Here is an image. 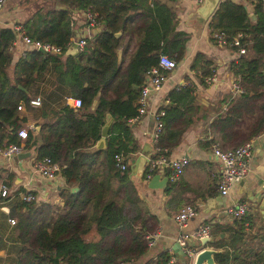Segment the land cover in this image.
<instances>
[{"label": "trees", "instance_id": "trees-1", "mask_svg": "<svg viewBox=\"0 0 264 264\" xmlns=\"http://www.w3.org/2000/svg\"><path fill=\"white\" fill-rule=\"evenodd\" d=\"M57 1L63 7L40 6L24 23L29 37L60 46L62 53L26 47L12 62L16 30L0 25V147L34 146V159L49 156L73 181L56 191V201L22 198L34 195L22 187L0 195V248L5 249L0 264H122L146 251L154 229L127 176L128 167L116 166L113 155L137 150L128 119L136 114L144 73L156 65L159 53L180 58L188 33L175 27V0H152L147 8L136 0ZM75 9L91 13L101 27L84 38L77 54H64ZM207 27L223 32L226 41L240 33L245 45V53L227 66L238 91L222 96L224 108H217L209 123L215 138L238 139L222 147L211 136V145L226 149L264 131V14L259 2L247 10L241 1L221 0ZM189 68L201 82L214 72L215 64L198 51ZM194 85L185 76L166 93L161 127L153 141L157 152L150 158L167 154L179 141L189 124L184 116L190 114ZM35 96L40 102L31 105ZM67 97L78 98L80 105L67 103ZM18 105L37 119V129L24 125ZM107 115L111 120L104 146L94 147ZM21 127L26 129L24 138L16 134ZM72 184L77 186L74 191ZM249 219L248 214L232 219L239 234H245L244 220ZM92 228L95 233L88 236ZM256 251L264 255V245ZM230 257L222 248L213 254L217 264H233ZM169 259L165 251L145 264H176Z\"/></svg>", "mask_w": 264, "mask_h": 264}, {"label": "crops", "instance_id": "crops-1", "mask_svg": "<svg viewBox=\"0 0 264 264\" xmlns=\"http://www.w3.org/2000/svg\"><path fill=\"white\" fill-rule=\"evenodd\" d=\"M161 1L166 2L167 0ZM201 2L197 3L193 0L173 2L177 16L175 27L187 32L188 38L180 58L176 60L175 67L167 74L161 87L149 92L147 97L149 110L131 124L137 150L126 155L127 176L134 184L136 194L144 204L147 215L152 217L149 216L147 223L157 235L142 255L122 264H145L149 259L165 251L169 252L174 263L179 264L178 258L170 249L181 230L173 220V214L185 203L194 205L196 213L187 219L182 230L189 231L203 222L210 225V237L206 244H200L196 238H191L195 243L197 242V249L205 245L215 247L216 251L222 248L228 257L231 256L229 263L233 264H245L247 260H250L248 264H264V255L256 254L258 252L256 250L264 245V131L253 139L245 176L234 182L225 195H220L215 187L220 172V163L210 153L209 139L213 135L214 141L222 147L234 145L238 139L223 141L215 138V133L209 130V123L216 109L224 107L223 102L219 100L223 95L232 91L234 77L227 66L234 58V54L229 47L219 45L210 38L207 27L208 18H202L195 12L196 6ZM40 6L63 7L57 0H5L0 8V25L13 29L17 25H22L25 32L24 21ZM72 16L70 42L75 40L76 35L91 37L101 27V24L92 26L86 24L85 11L82 9L73 10ZM12 46H14V51L11 61L14 62L21 51L28 46L23 44L19 38ZM198 51L215 64L216 78L210 84H205L202 77L201 82H198L200 76L189 68L192 56ZM185 76L190 77L195 83L191 91L193 101L190 105L189 119L187 115L184 116L189 124L180 125L184 128L173 149L165 155H158L165 156L167 160L184 156L188 158V163L179 178L174 181L167 180L169 172L167 164H160L154 168L150 176H146L144 171L148 158L157 152V148L153 146L155 121L152 113L164 104L165 95L171 88L183 83ZM131 89L135 91L136 86H132ZM66 102L69 103V100L66 99ZM94 103L95 101L93 105ZM19 115L25 116V126L38 128V125H34L37 119L32 117L31 112H25L21 108ZM110 120V116L107 115L106 125L103 126L105 131H107ZM104 137L105 135L102 136ZM103 146L104 140L102 146L94 144V147ZM34 158L35 147H27L23 144L20 145L17 153L9 157L0 155V187L4 186L7 192L22 187L33 191L36 200L56 201V191L60 187L62 189L68 186L73 178L61 170L53 179H46L34 171ZM69 188L74 191L77 186L72 184ZM236 202H245L248 207L244 213V216L250 215L249 221L244 220L245 234L237 232L235 224L225 212L227 205ZM12 223L10 222L9 225ZM92 233H95L93 228L88 236ZM189 239L186 241L190 242ZM4 250L0 248V258L5 255Z\"/></svg>", "mask_w": 264, "mask_h": 264}, {"label": "built area", "instance_id": "built-area-1", "mask_svg": "<svg viewBox=\"0 0 264 264\" xmlns=\"http://www.w3.org/2000/svg\"><path fill=\"white\" fill-rule=\"evenodd\" d=\"M5 0H0V8L2 7ZM197 3H200L202 0H193ZM241 1L245 8H251L253 4L256 2L260 3V7L264 14V0H239ZM137 5L147 7L151 0H136ZM87 20L88 25H97L95 22L93 15L88 11H85V21ZM16 30L17 35L15 36L16 41L17 38L20 41L27 45L30 48H41L42 51H48L51 53H62L63 49L60 46L52 45L47 42H41L36 39H32L29 37L23 29L22 25H17L14 27ZM209 30V28H208ZM209 36L214 38V42L219 45H226L229 47L234 57H238L240 54L245 53V45L241 43L239 37L241 36L240 33L232 36L229 41H226L225 35L221 31H209ZM78 37L76 39L77 49L80 50L85 43V38ZM176 65V58L173 56H169L165 53H159L157 56V63L156 65L151 66L148 68L144 73V81L138 88V95L135 100L136 104V114L128 119V123H133L140 118L143 114H145L149 109L147 108V97L149 92L158 90L163 81L165 80L167 74L175 67ZM215 72L210 75L203 76L202 80L205 84H210L215 80ZM238 91L237 86L233 81V88L232 92ZM69 103L76 107L80 105V100L78 98L67 97ZM40 99L38 96H35L29 100L31 105H38ZM166 104V100L164 102ZM164 104L160 105L152 114L155 121V131L153 133V141L157 136V132L161 127V120L160 116L163 115V106ZM22 107L20 105L17 106V109L20 110ZM224 108V107H223ZM16 134L20 138H24L26 136V129L24 127L18 128ZM253 139L250 138L248 140L242 141L236 144L233 147L222 149L217 143H213L210 147V153L214 156L220 163V172L219 176L216 181V190L220 195H225L230 186L234 183L242 179L248 170V160L251 153ZM20 150V145L15 143H8L0 147V155L4 157H9L12 154L17 153ZM114 162L116 166L120 169H124L127 166V156L122 153H115L113 155ZM188 163V158L181 156L178 158H173L167 160L165 156H156L153 158H148L147 164V172L146 176H150L154 168L159 166L160 164H167L169 167V172L167 174V180L174 181L179 178L180 174L183 171V168ZM33 168L36 173L45 177L46 179H53L56 174L59 172V165L57 162L53 161L49 156H41L37 159L33 160ZM6 194V188L1 185L0 187V195L3 196ZM27 200L35 198L33 194L27 193L22 196ZM3 210H6L4 206L1 207ZM247 204L245 202H236L234 204H229L225 207L226 214L231 218H240L247 210ZM196 213V209L194 205L185 203L182 205L174 214L173 220L176 222L177 226L181 229L177 241L179 244H184L187 238H203V237H210V225L209 223L203 222L195 226L193 229L189 231L182 230V228L186 225V221L189 217L193 216ZM9 222H13V219H8ZM157 233L153 231L148 235L147 245H151L153 243L154 238L156 237ZM186 261L184 264H192L191 261V252L189 249L185 250ZM170 262H173L172 256L169 259Z\"/></svg>", "mask_w": 264, "mask_h": 264}, {"label": "water", "instance_id": "water-1", "mask_svg": "<svg viewBox=\"0 0 264 264\" xmlns=\"http://www.w3.org/2000/svg\"><path fill=\"white\" fill-rule=\"evenodd\" d=\"M218 3V0H202L201 4H198L196 6L195 12L202 18H209ZM14 34L15 36L17 35L16 32H14ZM77 37L78 35H76L75 40L71 41L70 44L65 48L64 54H77ZM38 50L42 51L41 48H38ZM105 125L106 124H104L103 126ZM103 126L100 131V138L96 142V146H102L103 144L104 138H102V136L106 133L105 128ZM186 240L184 244H179V242L176 240L170 247L173 252V255L178 258L179 264H184L185 259L187 258L185 255L186 249H189L191 252L192 256L190 259L192 261V264H217L213 258V254L216 252L215 247L205 245L204 247L197 249V242L195 243L194 240H191V238L189 239L190 242H187ZM197 240L200 244H206L209 241V238L203 237Z\"/></svg>", "mask_w": 264, "mask_h": 264}, {"label": "rangeland", "instance_id": "rangeland-1", "mask_svg": "<svg viewBox=\"0 0 264 264\" xmlns=\"http://www.w3.org/2000/svg\"><path fill=\"white\" fill-rule=\"evenodd\" d=\"M234 80V79H233ZM13 155V154H12Z\"/></svg>", "mask_w": 264, "mask_h": 264}]
</instances>
